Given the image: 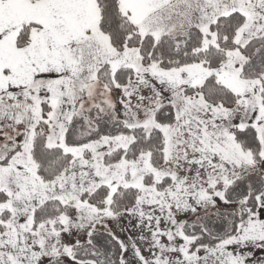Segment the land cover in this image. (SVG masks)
I'll return each mask as SVG.
<instances>
[{
    "label": "snow or ice",
    "instance_id": "snow-or-ice-1",
    "mask_svg": "<svg viewBox=\"0 0 264 264\" xmlns=\"http://www.w3.org/2000/svg\"><path fill=\"white\" fill-rule=\"evenodd\" d=\"M0 264H264V0H0Z\"/></svg>",
    "mask_w": 264,
    "mask_h": 264
}]
</instances>
